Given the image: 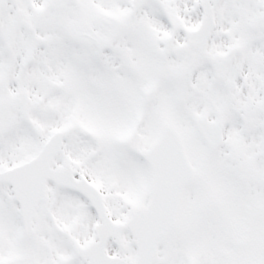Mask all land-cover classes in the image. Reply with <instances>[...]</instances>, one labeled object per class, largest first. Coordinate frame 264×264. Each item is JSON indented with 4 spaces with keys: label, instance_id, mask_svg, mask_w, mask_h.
<instances>
[{
    "label": "snow or ice",
    "instance_id": "1",
    "mask_svg": "<svg viewBox=\"0 0 264 264\" xmlns=\"http://www.w3.org/2000/svg\"><path fill=\"white\" fill-rule=\"evenodd\" d=\"M0 264H264V0H0Z\"/></svg>",
    "mask_w": 264,
    "mask_h": 264
}]
</instances>
